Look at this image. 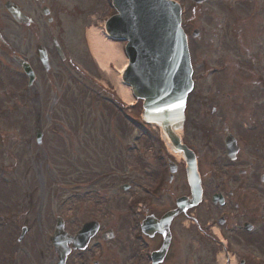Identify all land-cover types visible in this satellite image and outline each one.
Masks as SVG:
<instances>
[{
    "label": "rangeland",
    "instance_id": "374dc122",
    "mask_svg": "<svg viewBox=\"0 0 264 264\" xmlns=\"http://www.w3.org/2000/svg\"><path fill=\"white\" fill-rule=\"evenodd\" d=\"M80 1L76 3L85 7ZM176 1L182 7V25L189 34L190 58L199 65L196 74L200 86L189 95L190 120L181 137L197 152L207 201L200 207H211V226L217 233L215 218L226 206H210L209 195L218 187H244L249 201H264V0H206L201 4ZM110 12V1L100 0L97 6L85 10L84 14L89 15L86 22H75L74 34L70 27L64 33L73 61L92 79L85 71L79 74L72 70L66 77L52 80L43 71L27 87L18 66L0 50V264H54L48 236L56 216L63 218L64 229L69 233L76 232L89 219L99 221L101 229L112 228L113 238L104 240L99 231L86 250L69 256L73 263H85L99 252L102 264H146L150 251L160 244L159 237L148 238L140 232V219L148 213L146 205L158 213L186 192L181 166L168 182L167 153L159 129L141 120V101L130 108L133 96L129 103L123 101L117 84L107 75L109 70L116 71L112 62L100 66L91 49L88 52L89 30H102V20ZM197 27L202 31L194 38L190 31ZM247 32L250 39L257 37V43L244 56V49L250 46ZM232 35H236L237 45ZM239 36L244 48H239ZM253 57L261 58L256 60L255 68ZM242 62L243 69L248 68V76L241 79L240 72L237 78L236 65ZM202 63L203 70L222 67L220 80L216 78L212 86L217 74L208 72L200 79L204 73L199 72ZM253 68L262 74V87L251 76ZM235 80L240 86L241 105H246L244 99L249 103L253 94V105L257 101L262 108L257 114L240 113L239 125L231 131L240 153L239 159L232 162L226 157L222 142V123L228 117L224 112L225 96L221 95L218 103L204 99L200 107L196 97L220 94L215 89L229 93L237 89L231 88ZM38 105L42 109L40 144L35 141L33 124V108ZM212 105L221 106L212 113ZM249 162L252 172L244 178L230 174L233 169H248ZM177 164L183 165L178 160ZM124 183L129 185L127 190L120 189ZM156 183L159 185L155 189ZM240 221L236 217L232 222ZM24 223L27 230L16 243ZM257 224L264 230V225ZM174 229L167 264H219L224 259L222 245L228 241L227 230L222 231V243L212 230L200 234L190 216H184ZM250 249L254 257L264 258V236L259 237L257 248ZM225 250L231 256L239 254L229 246Z\"/></svg>",
    "mask_w": 264,
    "mask_h": 264
},
{
    "label": "water",
    "instance_id": "95a60500",
    "mask_svg": "<svg viewBox=\"0 0 264 264\" xmlns=\"http://www.w3.org/2000/svg\"><path fill=\"white\" fill-rule=\"evenodd\" d=\"M112 4L117 13L106 22V31L114 38L127 40L125 51L129 65L122 79L131 86L136 97L143 99L142 119L156 124L166 148L186 163L190 196L179 197L177 207L167 211L160 219L148 217L142 222L145 234L150 236L157 231L164 235L160 247L151 254L152 263L157 264L168 248L171 218L197 205L202 192L195 154L180 142L179 135L183 127L186 95L191 89L187 41L180 26V6L173 0H112ZM23 68L31 76L28 66L23 65ZM180 104L183 106L179 107ZM34 110L35 132L37 142H40V109L37 107ZM231 140L229 137L225 139L229 155L235 148ZM170 171H175V167L170 166ZM121 188L126 189L128 185ZM97 228L96 221L85 222L71 237L63 230L62 220L57 218L53 234L49 237L58 255L57 264H63L70 250L66 246L68 241L72 242L73 248H83ZM25 230L24 225L21 236ZM105 236H111V233L107 232Z\"/></svg>",
    "mask_w": 264,
    "mask_h": 264
},
{
    "label": "flooded vegetation",
    "instance_id": "af4514ba",
    "mask_svg": "<svg viewBox=\"0 0 264 264\" xmlns=\"http://www.w3.org/2000/svg\"><path fill=\"white\" fill-rule=\"evenodd\" d=\"M77 1L78 0H0V50H2L8 56V58L16 64L25 61L28 62L36 76L40 73L42 74V72L44 71V74H47L49 76V79L54 80L58 77H66L70 71L74 70L75 72L77 71L79 74L82 71H85L86 76L92 79L91 76L88 75V71L84 70L82 67L80 68V66L76 64L75 61H73L70 51L67 48V41L64 39V33L67 27H70L71 30L69 31L73 33L76 21L78 22L81 19H84V22H86L89 15L84 14L85 10L88 7L97 6L98 2L100 3V0H81L80 4L82 5L84 2L85 7L78 5L76 3ZM13 13L14 15H16V18L13 16ZM238 31L239 33H241L240 30ZM249 35L250 32H247V43H249L251 46V40H256L257 37L254 35V38L250 39ZM239 38V44L243 46L241 36H239ZM235 39H237V37ZM39 53L47 58V62L49 64L48 69L45 68L40 62V58L38 56ZM253 61H255V59H253ZM57 64L59 65V67H57ZM203 64L204 63L201 64L199 69V72L204 71V73L199 75L200 79H203L208 76V74L205 73L207 71V67L203 70ZM242 65L245 66L244 62L236 65L237 73L240 72L241 79L246 78L248 76V68L245 67V69H243ZM255 65L256 64L254 63L253 67ZM198 66L199 65H197V63H193V91L196 88L200 87L198 84V74H196V68ZM254 68L253 72L251 73V76L255 79V84L256 82H258V84L262 87L261 75L260 79L257 80L260 73H258V69L255 70ZM245 70L246 73L244 72ZM260 70L261 69H259V71ZM243 72L245 75L243 74ZM218 74L219 73H217V75L212 74L216 76L212 79V83L210 84L211 86L216 81V78L219 79ZM238 77L239 73L237 78ZM203 86H205L204 83ZM232 87H237V89H231L229 93L225 92V90L223 89H215L216 92L220 91V94L215 93L213 96L209 95L207 98H202L201 95L200 97H196V100L198 101L197 105L200 107L202 106L204 99L205 101L218 103L220 101L219 99L221 95L225 96L227 107H224V112L228 114V117L226 118V120L223 121L222 129L226 132H231L235 130L232 128L239 125L238 120L240 117V113L246 112V114H248V112L252 111V114L253 112L257 114L258 111L262 108V105H258L257 101H255L256 104L253 105L252 99L255 97V95L253 94H251L250 98L248 99L249 103H247V99H244L246 100V105L242 106L241 103L243 102V99L239 92L240 86L237 80L231 82V88ZM191 104L192 99H188V107ZM219 106L212 105L210 108L212 113H216L219 110ZM189 119L190 117L188 118V120ZM235 134H239L238 131ZM239 153L240 147L238 148L235 159L232 160L233 162L239 159ZM165 158L167 161L170 159L167 155L165 156ZM248 165V169H236L230 174L234 175L235 177L239 176L241 178H244L246 175L252 172V163L249 162ZM261 180H264V172L263 174H261ZM170 181L171 180H169L168 182ZM233 181H235V179H233ZM245 189L246 188L244 187L237 186H234L233 188L225 187L224 185L217 188L216 191L221 193V206L226 205V215L220 222L221 225H223L227 231L229 230V228H231V230L229 231L230 235L228 236L229 246L232 250L239 251L241 253L238 256L239 260H242L241 264H264L262 261L259 260V258L254 257L253 254L249 251V247H253L256 239L259 237V232L263 231L262 228H258V230L252 233L253 225L251 227H244L243 225L248 221H250L251 223L259 221L262 225H264V202L257 201L253 203L252 201H249V196L247 195L248 192ZM258 189H260V187H258ZM188 193L189 191L182 192L178 196L187 195ZM151 195L154 196V193H152ZM178 196L174 198V201L170 206L162 208L163 210L158 213L150 211L151 206L146 205L145 208L146 211H148L147 214L160 217L165 211L175 207V200ZM150 200L151 198L147 200L146 204L149 203ZM204 202H207L206 199ZM204 202H202L199 206L195 208L189 209L184 213L179 214L171 220L169 226L171 232V241L168 253H166V256L161 264H167L169 255L171 254L169 253V251L175 232L174 226L177 222H180L184 216L191 217V223L195 226V228L200 234L204 235V231L208 232V228H210L209 226L213 218L212 213L209 211L211 207L208 206L204 210L201 209L200 206ZM215 205L216 204L214 203L210 204V206ZM231 207L233 210L232 212H230ZM234 217L242 218L240 224L241 227L239 229L233 228V226L230 227L228 224L231 218ZM154 236L161 238V235L158 233L154 234ZM81 252V250H72L68 254L65 264H85L86 262L88 263L89 259H86L85 263H73L72 261H70L69 256L73 254L80 255ZM102 259H98L97 261L92 260L91 264H102ZM80 260L82 261L83 257H81ZM137 262H131V264H136Z\"/></svg>",
    "mask_w": 264,
    "mask_h": 264
},
{
    "label": "bare ground",
    "instance_id": "6f19581e",
    "mask_svg": "<svg viewBox=\"0 0 264 264\" xmlns=\"http://www.w3.org/2000/svg\"><path fill=\"white\" fill-rule=\"evenodd\" d=\"M88 43L91 53L100 66H104L106 61L119 69L118 72L107 71L109 78L118 86V94L125 102L132 101V95L129 88L121 83L119 72L126 63V56L121 50V43L109 39L103 31L93 28L88 32ZM108 68V67H107Z\"/></svg>",
    "mask_w": 264,
    "mask_h": 264
},
{
    "label": "snow or ice",
    "instance_id": "6c2138e0",
    "mask_svg": "<svg viewBox=\"0 0 264 264\" xmlns=\"http://www.w3.org/2000/svg\"><path fill=\"white\" fill-rule=\"evenodd\" d=\"M182 106H183V104H180V105H179V107H182Z\"/></svg>",
    "mask_w": 264,
    "mask_h": 264
}]
</instances>
